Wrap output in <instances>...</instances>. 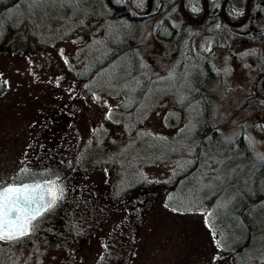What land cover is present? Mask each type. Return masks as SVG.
<instances>
[{
	"label": "rangeland",
	"instance_id": "obj_1",
	"mask_svg": "<svg viewBox=\"0 0 264 264\" xmlns=\"http://www.w3.org/2000/svg\"><path fill=\"white\" fill-rule=\"evenodd\" d=\"M162 1L114 0L132 16L145 17L136 25L105 21L112 11L104 0H0V187L31 175L33 153L27 149L36 131L72 100L78 113L66 124L69 138L60 139L66 138L63 157L70 166L78 163L92 182L107 188L137 175L150 181L174 178L180 162L170 157L180 161L185 145L200 137L203 117L191 98L196 74L187 69L199 61L214 83L202 114L208 115L212 129L222 112L230 114L213 130L218 141L200 147L206 169L184 179L175 200L182 205L206 201V208L173 210L165 195L150 203L128 264H209L216 257L219 234L247 232L237 225L239 204L256 190L264 193V177L259 181L253 159L243 154L264 162V77L254 78L251 67L241 66L244 47L231 40L235 29L226 28L219 36L220 43L231 42V60L218 55V47L202 45L214 35L210 22L188 27L193 45L184 42L183 50L181 43L177 49L164 45L155 36L158 24L167 19L179 27L183 19L178 3L173 10L163 4L164 13L146 18L157 15ZM127 37L133 44L122 48ZM133 47L131 65L124 57ZM133 66L137 75L158 81L144 86ZM35 171L40 176L42 170ZM62 189L66 202V185ZM62 208L56 205L35 222L31 242L10 248L22 264L99 263L108 228L91 241H72L66 234L68 252L60 250L61 230L48 238L47 229ZM206 215L223 226H209ZM245 217L253 222L255 246L264 250L263 200Z\"/></svg>",
	"mask_w": 264,
	"mask_h": 264
},
{
	"label": "trees",
	"instance_id": "obj_2",
	"mask_svg": "<svg viewBox=\"0 0 264 264\" xmlns=\"http://www.w3.org/2000/svg\"><path fill=\"white\" fill-rule=\"evenodd\" d=\"M16 1L18 4L21 0ZM166 2L168 5H166L167 7L165 6L167 10H173L177 6L176 0L173 2ZM104 3L105 6L112 11L111 14L105 17V21L131 22L138 25L137 23L145 20V17H134L128 11H117L118 6L114 3V0H104ZM166 9L162 12H158L157 15L150 14L148 17L146 16V18H156V16L164 13ZM179 29L180 26L174 27L167 19H163L160 24H158L155 36L163 40L164 45H173L177 49L179 48L181 39ZM133 31H136V29H133ZM126 39L127 41L125 45L123 44L124 47L122 48L129 46L130 42L133 40L132 37H127ZM135 48H128L131 53L127 55V57H124L131 65L133 54L135 55V53H133ZM196 63H199V61L191 63L192 66L190 67L186 66L187 69L194 71L196 74L195 77L192 78L195 86L191 98L197 103V108L203 117L199 134L200 137L198 143L185 145L184 153L180 157V161L179 157L176 159L169 156L170 159L177 160L180 163H178L179 166L176 176L167 181H150L141 179V177L137 175L130 182L107 188L99 182L96 184L95 181L92 182L90 173L85 174L83 171L84 169L81 170L78 163H74L70 166L68 159L66 160L63 157L64 153L68 151V145L66 146L67 142L65 141L66 138L63 142L60 139L64 137L69 138L67 132L68 125L66 124L69 120H73L78 113V107L74 104L73 100L68 106H64L54 113L50 120H47V122L36 131V137L31 141L32 144L29 150L27 149V153H33V158L30 163L33 164L30 165L33 171L31 175L23 176L19 183L43 178H54L56 180L59 191V200L56 205L59 206L61 204L63 208L59 219L56 222H52L47 230L51 231V235H49L48 238H52L54 234L61 230V236H63V241L60 245L61 251L68 252L65 246L67 243L66 240L68 239H64L67 237L66 234L72 236V241L76 239L91 241L99 236L100 232L102 233L108 228L101 244L102 254L98 264H128L136 243L135 239L143 223L146 209L150 203H153L162 195H165L166 206L173 210H205L206 201L182 205L179 204V201L177 202L175 200V197H178L180 186L184 179L189 177V175L198 168L206 169L207 165L203 163V155L200 152V147L209 141H218L219 136H216L213 130L223 126L222 118L230 114V111L226 113L222 112L219 123L215 124L212 129V124L208 119V115L205 117L202 111L204 107L207 108L208 96L211 95L210 91H212L211 87L214 83L213 79L207 74L206 68L201 67L202 69H200ZM134 69L136 70V79L141 81L144 86H148L152 81H158L153 79L152 76H148L150 79L139 76L137 75L139 69H137L136 66ZM200 73L202 75H200ZM158 83L159 82H156V84ZM168 121L171 122V118H168ZM243 154L246 156L248 155L250 160L253 159V163L261 173L259 177L260 181L261 178L264 177V162L254 159L250 153ZM162 158L167 157H161L160 159ZM133 160L136 161L134 157ZM60 163L65 164L64 167L60 166ZM117 163L121 165L120 161H117ZM75 169L82 172L77 174ZM35 170H42L40 176L37 177L33 175L35 174L33 172H37ZM78 179L81 180L79 181ZM63 185H66L67 188L66 202H64L65 200L62 198ZM258 200H263L264 203V193L256 190L254 195L247 196L246 201L243 200L242 203L239 204L240 207L237 211L239 219H237V225L241 226L243 229L247 228V232L237 235L230 232L225 237L219 234L216 257L213 261H210L209 264H261L263 262L264 250H261L260 245L256 247L254 244L255 231L253 222L251 219H249L251 220L249 221L245 217L246 211L251 210L257 205ZM242 211H245V214H243ZM206 222L211 227L218 223L220 226L222 225L220 221H211L208 219V215H206ZM237 225L236 227L238 228ZM58 226L60 227L59 229H57ZM33 227L31 236L28 238L13 243L0 242V264H22L17 256H13L14 254L10 248L19 246L23 242H31L34 238L33 233L35 228ZM46 241L47 240H43V242ZM36 244L37 242L35 244L33 243L32 247ZM69 245H71V243H69Z\"/></svg>",
	"mask_w": 264,
	"mask_h": 264
},
{
	"label": "flooded vegetation",
	"instance_id": "obj_3",
	"mask_svg": "<svg viewBox=\"0 0 264 264\" xmlns=\"http://www.w3.org/2000/svg\"><path fill=\"white\" fill-rule=\"evenodd\" d=\"M160 3L158 12L164 10L163 4ZM179 4V12L182 16V24L179 29L181 35L180 43L183 50L184 42L193 45V37L188 33L189 26L205 25L212 23L214 35L205 40L202 45L218 47V55L224 54V58L231 60V42L225 39L220 43V34L226 28L235 29L238 33L231 34L233 42L244 47L241 53V66L251 67L254 72V78L264 77V0H176ZM121 12L124 7H117ZM189 16L191 23L186 16ZM195 17L192 19L191 17ZM186 30V31H185ZM219 32V33H217ZM223 33V32H222ZM222 35V34H221ZM202 45H199V49ZM212 50V48H210ZM220 51H225L224 53ZM183 54L184 52L181 51ZM189 53H187L188 55ZM203 57H208L203 50ZM254 86H251V89ZM263 87V86H262Z\"/></svg>",
	"mask_w": 264,
	"mask_h": 264
},
{
	"label": "snow or ice",
	"instance_id": "obj_4",
	"mask_svg": "<svg viewBox=\"0 0 264 264\" xmlns=\"http://www.w3.org/2000/svg\"><path fill=\"white\" fill-rule=\"evenodd\" d=\"M55 187H12L0 190V239L26 234L28 225L38 214L37 204L43 206L49 197L48 206L57 198Z\"/></svg>",
	"mask_w": 264,
	"mask_h": 264
},
{
	"label": "water",
	"instance_id": "obj_5",
	"mask_svg": "<svg viewBox=\"0 0 264 264\" xmlns=\"http://www.w3.org/2000/svg\"><path fill=\"white\" fill-rule=\"evenodd\" d=\"M186 17H187L188 21H190L191 23H195L194 21H191V19L188 15ZM37 185L41 186L42 188L43 187H55L58 190L57 182L54 178H43V179H37V180L23 181V182L15 183V184L3 185L0 187V190H3L9 186H12V187H24V186L36 187ZM57 195H58V198L54 202L51 203V206H48L49 197H47V196L45 197V201L43 202V206H41L40 204H37L35 206V208L38 209V214L35 216V219H32L30 221V223L28 225V231L26 232V234L20 235V236H15L13 238L0 239V242H2V243H13L15 241H19V240L28 238L32 233L33 224L39 218H41L43 215H45L47 212H49L55 206V204L58 202L59 191H57Z\"/></svg>",
	"mask_w": 264,
	"mask_h": 264
}]
</instances>
